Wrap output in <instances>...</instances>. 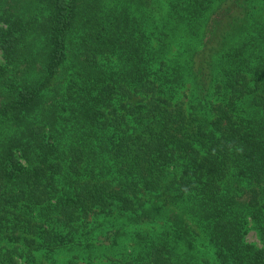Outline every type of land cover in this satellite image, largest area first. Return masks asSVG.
<instances>
[{"label":"trees","instance_id":"16d2710c","mask_svg":"<svg viewBox=\"0 0 264 264\" xmlns=\"http://www.w3.org/2000/svg\"><path fill=\"white\" fill-rule=\"evenodd\" d=\"M21 262L264 264V0H0Z\"/></svg>","mask_w":264,"mask_h":264},{"label":"rangeland","instance_id":"374dc122","mask_svg":"<svg viewBox=\"0 0 264 264\" xmlns=\"http://www.w3.org/2000/svg\"><path fill=\"white\" fill-rule=\"evenodd\" d=\"M246 239H247L248 241H253V242H257V243H258L257 236H256L255 232L252 231V230H250V231L247 233ZM20 264H26V263L21 262Z\"/></svg>","mask_w":264,"mask_h":264}]
</instances>
